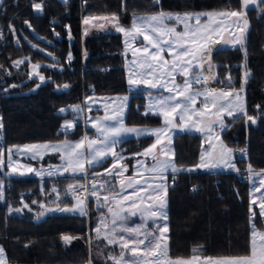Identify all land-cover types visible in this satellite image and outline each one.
Listing matches in <instances>:
<instances>
[{
	"label": "trees",
	"instance_id": "1",
	"mask_svg": "<svg viewBox=\"0 0 264 264\" xmlns=\"http://www.w3.org/2000/svg\"><path fill=\"white\" fill-rule=\"evenodd\" d=\"M42 4L35 13L34 4ZM241 0H4L0 23L7 43L0 53V64L8 69L0 80V115L4 149L35 142H60L83 135L76 122L73 132L60 129L71 113L63 107L82 102L88 95L129 96L124 122L129 126L161 124L156 115L143 113L145 95L131 92L125 81L121 36L93 31L81 37V17L118 16L128 26L132 14L154 12H193L239 10ZM264 0L248 8L245 47L219 48L212 54L216 66V85H242L244 71L251 75L244 83L247 114L256 122L245 123L240 115L228 120L222 132L225 145L232 150L247 148V158L233 160L236 173H181L168 188V252L171 259H189L198 248L205 258H232L250 253V201L247 181L252 171H264ZM43 50V51H42ZM71 55V60L68 59ZM27 58L20 69L12 63ZM45 82L30 76L33 65ZM67 85L68 87H63ZM257 105L260 108H257ZM88 129H86L87 131ZM151 138H129L119 143L118 152L130 166ZM201 138L198 134L178 133L173 138L177 167L198 164ZM109 164L90 168L99 173ZM5 178V177H4ZM52 182L10 178L0 202V246L7 264H112L109 255L118 250L94 239L91 233L94 214L89 216H48L35 222L40 204ZM51 193V192H50ZM35 201V203H33ZM65 202V200L63 201ZM62 202V204H63ZM28 205L29 211L23 209ZM22 214H8V208ZM92 211V206H89ZM256 213L257 211L254 210ZM256 227L264 229L257 214ZM63 236L72 239L65 243ZM99 257L92 256V251Z\"/></svg>",
	"mask_w": 264,
	"mask_h": 264
},
{
	"label": "snow or ice",
	"instance_id": "2",
	"mask_svg": "<svg viewBox=\"0 0 264 264\" xmlns=\"http://www.w3.org/2000/svg\"><path fill=\"white\" fill-rule=\"evenodd\" d=\"M260 0H241L240 10L229 11H208V12H187L183 14H173L160 11L150 15L138 16L133 14L131 28H124L119 25L118 16L113 14L112 21L116 23V30L123 32L126 37H131L136 40L142 37L141 47L134 49V59L131 62L136 64L139 62V68L142 71H131L128 83L130 86L140 87L144 86L149 89H163L167 93L152 97V93L148 95L151 102L148 105V110L145 115L151 112L160 115L164 118V127L157 129L128 127L123 122V107L115 111L114 115H106L103 120L97 119L93 122V127L96 128L98 136L96 138L83 137L76 143L65 141L58 145L40 144V145H24L13 146L17 153H32V158L37 156L42 158L43 153L49 150L60 152L63 150L62 159L65 160L63 171L68 172H85L86 165L99 164L109 155H111L116 162L113 163L112 168L118 167L119 160L123 157L119 156L113 151L118 142V138L124 135L134 134L137 137L142 135H153L156 137V142L149 148L145 149L144 153L137 155L150 156L153 163L150 167H146L143 163L138 162L140 168L144 171L153 174L151 183L144 180L143 184L146 186H139L140 181H135L129 177L120 181V188L112 195H99L100 191L105 190L107 181L93 182L91 185V195L97 200V207H104L115 204V207L108 206L107 210L111 213V227L104 222L103 217L101 223L95 229L97 238H102L107 241L108 245H118L121 248V254L116 256L109 255L108 260L112 264H264V232H259L256 228L255 218L257 213L250 208L251 217V235L252 240L250 244V255L215 259L205 258L201 259L202 253L200 249H193V257L190 260H173L168 255V225L165 223L160 225L158 221L167 220V213L165 211L167 204V195L169 185L167 184V173L171 171L174 175L180 171H190L191 169H182L177 167L175 160L172 158L174 152L171 148V133L172 129L179 128L180 131L207 132L211 135L215 127L218 126L220 131H224L227 125L224 123V114L227 116L238 117L243 114L248 121L256 122V118L247 114L246 103L242 95L244 88L231 92L221 91L219 96L216 95V90L210 88H203V90H194V85H205L209 77L203 74V64L206 60L209 61L207 71L211 72L212 65L210 57L212 55L211 46L220 43L223 39L222 32L227 28H234L235 31L230 34L231 38L223 40L224 44L232 46L239 45L244 49L245 58L247 57V49L245 47L246 34L248 31V20L244 9L250 5H256ZM158 0H154V4ZM34 8L37 11L42 10V4L35 3ZM264 10V9H262ZM206 17V20L204 19ZM229 18H235L231 21V25H226L225 21ZM93 19H105L108 17H93ZM89 19L86 18L84 23L87 24ZM182 25V30H178ZM102 27V25H101ZM128 44V40L125 41ZM167 52L169 61L163 55ZM136 53L140 55L136 57ZM71 60V55L68 57ZM24 61H15L14 66L23 63ZM39 65H34L33 68H39ZM250 72L245 71L244 83H247ZM176 76L183 78L182 84L176 83ZM215 80V76L211 77ZM39 79L43 82L45 78L40 76ZM229 79V87H231V77ZM171 85V86H169ZM39 87V85H37ZM63 87H68L64 85ZM203 96V108L197 110L194 105L197 97ZM231 97V99H227ZM227 99L226 103H218V100ZM123 101L127 97L122 98ZM209 103L212 105L213 112L209 108ZM257 108H260L257 105ZM80 106H75L73 111H80ZM64 112L65 109H60ZM193 116L197 117L193 121ZM214 116L215 119L205 123V117ZM177 118L179 123H177ZM106 120H115L114 125L105 124ZM188 121L189 123H186ZM73 127V123L66 121L63 128L67 130ZM3 124L0 123V129ZM218 139V137H217ZM166 141V143L164 142ZM159 146V154L156 150ZM13 149H8L11 154ZM208 155H211L208 153ZM3 152L0 151V157ZM205 154L201 155V163L197 167H218L223 163L227 167L234 168L230 164L231 150L221 143L219 157L216 160L205 161ZM11 159V155H9ZM3 165V159L0 158V166ZM9 167L16 172V167L10 162ZM122 171H126L123 166H120ZM28 172H33L32 168L27 169ZM59 171V169H56ZM109 175L119 176L120 173H113L106 170ZM249 171L252 172L251 165ZM23 175L24 173H19ZM40 175V172H36ZM53 171L49 170L48 175H52ZM256 175V173H253ZM100 175V174H96ZM259 175L264 176V172ZM261 186H264V179L260 181ZM85 192L89 189L81 185ZM127 188L133 189L131 193L125 195ZM69 190L76 193V204L73 207L63 208H49L48 211H62V212H79L80 215H87V196L80 198L79 190L69 185ZM257 191L259 189H256ZM55 191V189H54ZM111 192L112 189L109 188ZM144 193V195H141ZM0 199H3V188L0 184ZM35 203V201H33ZM256 203L255 200L252 201ZM24 208L28 205L24 204ZM43 207V205H41ZM20 212L21 209H14ZM139 214L143 223L139 226L133 227L127 225L125 222L129 217H135ZM40 215H43L41 213ZM259 216L264 218V194H262L259 203ZM148 221H152L155 225V231L148 230ZM101 227L104 228V233H101ZM259 238V239H257ZM65 243H69L72 239L69 236H63ZM130 254V255H126ZM0 264H6L4 249L0 247ZM88 264H92L89 260Z\"/></svg>",
	"mask_w": 264,
	"mask_h": 264
},
{
	"label": "rangeland",
	"instance_id": "3",
	"mask_svg": "<svg viewBox=\"0 0 264 264\" xmlns=\"http://www.w3.org/2000/svg\"><path fill=\"white\" fill-rule=\"evenodd\" d=\"M260 1H262V0H260ZM258 4L259 3H257L256 5H250L248 8L255 7ZM248 8L244 9V11H246ZM240 9H241V5H240ZM34 10H35V13L39 12L35 8H34ZM208 11L220 12V11H229V10H204V11H193V12H208ZM154 13H157V12H154ZM167 13L183 14V13H187V12H180V13H178V12H167ZM150 14H153V13H141V14H135V15L143 16V15H150ZM112 16L113 15H95V16L81 17V37L84 38L87 35H90L93 31L100 32V33H117L121 36L122 54H123V58H124L125 81H126L127 88L129 91H147L146 93H144V95H145L144 105H145V110L147 111L148 105L151 102V98L148 95L149 92L152 93V97H158L161 94L167 96L169 93H167L163 89H159V90L158 89H149V88H146L144 86L135 87V86L129 85L128 78H129L130 72L131 71H142V69L139 68V62L138 61L136 64H132L131 62L134 59V55H133L134 49L142 46L141 41L143 38L138 37L136 40H132L131 37H126L123 32L117 31L116 30V23L114 21H112ZM93 17H108V19L107 20H105V19H93ZM86 18L89 19V22L87 24L84 23ZM132 19H133V14L130 17V23L128 26L122 25L120 23V21H119V25L123 26L126 29L131 28ZM204 19L206 20V17ZM233 19H235V18H229L228 20L225 21V24L231 25V21ZM101 25H102V27H101ZM178 30H182V25L179 26ZM234 31H235L234 28L229 27V28H227V30L222 32L223 39L221 40V42L213 44L211 46L212 54L216 49H219V48L240 47L239 45L232 46L230 44H224L223 43V40H228L231 38L230 34ZM126 40H128V44L125 43ZM139 55H140L139 53H136V57H138ZM163 55L169 61L171 60V58L168 57L167 52H165ZM26 59L27 58H20V59H17L15 61H21V60L25 61ZM14 62L12 63L13 67L15 69H20L22 63L18 64V66H14ZM210 63L212 65L211 72L207 71V69L209 67V61L206 60L203 64V70H204L203 74L205 76L209 77L207 83H209L211 85L212 84L216 85V79H217L216 66L212 60V55L210 57ZM37 65L40 66L41 64H37ZM33 66H32V70L29 72V75L38 78V80H39L38 85H41L45 82V80L42 82L39 79V77L43 76V75L39 72L38 68L34 69ZM7 73H8V69L6 67H4V65L0 64V80L5 78ZM244 73H245V71H244ZM244 73H243V78H242V85L239 88H235V87L231 86V88L225 92L236 91V90L241 89L242 86L244 87ZM212 76H215V80H213L211 78ZM227 82H229V80ZM176 83L182 84L183 78L181 76H176ZM169 86H171V85H169ZM205 87H207V85H194V90H203V88H205ZM216 95L219 96V93L216 92ZM242 95L244 96L245 103H246V96H245L244 91H243ZM124 97H127L126 101L122 100V98H124ZM203 99H204L203 96L197 97L196 103L194 105V107L197 110L203 108V104H202ZM227 99H231V97H229ZM227 99L218 100V103H226ZM128 103H129V96L126 94H120V95H88V96H85V97H83L82 102L61 108V109H65V111L62 113H66L67 111H69L71 114L62 121L60 129L64 132H73L74 128H75V124H76V122H78V123H81L83 125V135L82 136H80L79 138H75V139H65V140H62L60 142H53V143H51V142H35V143H27V145H40V144L58 145V144H61L65 141H68L71 143H76V142L80 141L85 136H87L89 138H93L94 136L97 137L98 133H97L96 128L93 127V122L96 121L97 119L103 120V118L106 115H114L115 111L117 109H119L120 107H123V109H124V111H123V122H124L125 113H126V110L128 107ZM75 106H80L81 110L78 112L73 111ZM209 108L212 109L211 103H209ZM212 111L214 112L215 109H212ZM151 113L155 114L154 111ZM155 115L160 117L161 124L152 125V126H129V125H126L125 122H124V124L128 127L147 128V129H157V128L164 127V123H165L164 118L160 115H157V114H155ZM240 115H243V114H240ZM233 118H234L233 116H227V114L225 113L224 114V123L227 125L228 120H232ZM245 118H246L245 123L248 124L249 121L247 120L246 116H245ZM192 119H193V121H195L197 119V117L193 116ZM214 119H215L214 116L205 117V123H208ZM66 121L72 122L73 127L65 130L63 128V126L65 125ZM0 123H1V119H0ZM104 123L108 124V125H114L116 122H115V120H106V121H104ZM177 123H179L178 118H177ZM186 123H189V122L186 121ZM214 127H215V130L211 135H209L207 132H197L195 130L180 131L179 128L172 129L171 133H169V135H171V148H172V150H173V138H174L175 134L193 133V134H198L201 138V151H200L197 166L200 165V163H201L202 153L205 154V156H204L205 161H211V160L218 159L219 153H220V145H221V143L223 145H225V143L222 139V132L223 131L221 132L218 126H214ZM87 128L93 129V132L95 134L89 135L90 133H88L86 131ZM2 134H3V128L0 129V151L3 152V156L0 157L3 159V165L0 166V174L2 177H5V178H3L4 180H7V179L10 180V178L13 177L15 179L21 178L20 180H23V178H27L24 180L39 179V180H41V182H43V181L52 182L51 190L48 192V194L45 195L44 201L40 204L39 212L35 214V218H34L35 222H41L46 217L55 216V215H65V216H75V215L76 216H89L90 214L93 215L95 213L94 210H96V207H97V200L95 197H93L90 194L92 183L93 182L107 181L108 185L106 184L105 190L100 191L99 195H101V196L106 195V194L112 195L115 193L110 192L109 188H111L113 190V187L111 184L113 179L112 180H111V178L108 180L106 178L102 179L104 177L102 175H109L106 170H110L113 173L119 172L121 175L124 171L121 170L120 166H123V168L126 169V172L129 173L127 170L128 165H126L123 162L124 157L117 150L119 143L123 142L129 138H139V137L149 138L150 137L151 138L150 142L140 152V153H144L145 149L149 148L153 143L156 142V137L153 135H142L139 137H137L134 134L124 135V136L118 138V142L113 149L114 152H116L119 156L123 157L122 160H119L117 168H115V169L112 168L113 163L116 161L114 160V158L111 155H109L107 158H105L99 164L86 165V171L85 172L73 173L71 171H68V172L63 171V167L65 165V160L62 159L63 150H61L60 152H54L51 150H49L47 153L41 152L42 158H40V156H37V158H35V159L32 158V153H17L15 151L14 147H11V149H13V151L11 154H9L8 149H10V148L4 149V147L2 146ZM217 137H218V139H217ZM164 142L166 143V141H164ZM22 146H24V145H21V147ZM158 150H159V146L154 151L157 154H159ZM230 150H231V155H232V153H234V150H232V149H230ZM208 153H210L211 155H208ZM9 155H11V159H9ZM137 156H138V158L135 159V162L133 165L134 174H135L133 176L135 177L137 175H140V177L135 178L134 182L138 180V181H140L139 186H146L143 184V181L148 180L149 183H151L153 174L151 172L144 171L142 168H140L138 162L143 163L146 167H150L152 165L153 161H152L150 156H144V155H137ZM172 158L174 159V156H172ZM106 161H109V164L103 169V171H101L99 173H91L90 172V168L95 167V166H99ZM10 162L16 167V172H13V169L9 167ZM229 163L234 165V162L232 159H230ZM197 166L194 168H186V169H191V170L199 169L203 172H212V171L227 172L230 170L233 171V169H235V167L234 168L227 167L223 163H221L218 167H215V168L197 167ZM29 167L32 168L34 171L28 172L27 169ZM56 169H59V171H56ZM49 170L53 171L52 175H48ZM36 172H40L41 174L37 175ZM19 173H24V174L21 175ZM253 173H256V175H254ZM260 173H262V172L261 171L260 172L252 171L248 175L246 174L247 175L246 181H247L248 190H249L250 208L253 211L256 210L258 215H259V203H260L262 194H264V186H261V184H260V181H261V179H264V176L259 175ZM96 174H100V175H96ZM169 174H173V173H171V171H169L167 173V177H169L168 176ZM40 177H42V178H40ZM121 180H125V179L119 178L117 180L118 186H119V187L117 186L118 189L120 188V181ZM0 184H2L3 199H4L5 182L3 180H0ZM167 184L170 186L169 178L167 179ZM69 185L75 186L79 190V192L83 194V197H81V199H83L85 196H87V198L93 202L92 205L94 207H92V211H90L88 209L89 213L87 212V215H80L79 212H62V211H58V210L57 211H48L49 208H63V207H69L70 208L76 204V196L72 195V191L69 190ZM81 185L86 186L89 189V191L85 192L82 188H80ZM54 189H55V191H54ZM256 189H259V190L257 191ZM132 191H133V189L131 191L126 190L124 194L127 195L128 193H131ZM141 195H144V193H141ZM3 199H0V202L3 201ZM64 200H65V202H63ZM253 200L256 201L255 204L252 203ZM62 202H63V204H62ZM88 204L89 203L87 201V208H89L88 206H90L91 203L89 205ZM41 205H43V207H41ZM108 206L115 207V204L113 203V204L108 205ZM108 206L102 207L104 215H96L95 214V216L93 218L94 224L91 228V233L93 235L97 236L95 229L98 227V225H100L102 217L104 219V222L107 223L109 225V227H111L112 217H111V213H109L107 210ZM22 208L29 211L28 207L24 208L22 206ZM167 209H168V201H167ZM7 212L9 215L18 216V215L22 214V209L20 212H16V211H14V209L9 207ZM41 213H43V215H40ZM137 217H139V222H137V224L133 222V219H134L133 217H131V219L133 218L132 220L128 219L125 223L127 225L133 226V227L139 226L141 223H143V220L139 216V214L137 215ZM167 219H168V217H167ZM261 220H262V224L264 227V218H261ZM158 223L160 225H163L165 223L167 224V220L166 221L160 220V221H158ZM148 230L149 231H155V225L152 223V221H148ZM257 230L259 232H264V229L261 230V229L257 228ZM104 231H105L104 228L101 227V233L102 234L104 233ZM257 239H259V238H257ZM251 240H252V235H251V226H250V244H251ZM105 242L107 243L106 240H105ZM106 246H108V245H106ZM111 246L117 247L118 253L121 254V248L118 245H111ZM126 255H130V254L126 253ZM6 264H7V262H6Z\"/></svg>",
	"mask_w": 264,
	"mask_h": 264
},
{
	"label": "crops",
	"instance_id": "4",
	"mask_svg": "<svg viewBox=\"0 0 264 264\" xmlns=\"http://www.w3.org/2000/svg\"><path fill=\"white\" fill-rule=\"evenodd\" d=\"M244 88V87H243ZM225 91H227V90H225ZM224 91V92H225ZM131 92H142V93H146L147 91H131ZM216 92H218V93H220L221 91H219V90H216ZM244 93H245V88H244ZM143 113L145 114L146 113V110H145V105H144V109H143ZM149 114H151V115H155L154 113H149ZM88 130H87V132L88 133H90L89 135H92V134H95L94 132H93V129H89V128H87ZM176 135V134H175ZM91 137V136H90ZM136 158H138V156H136ZM135 162V161H134ZM134 162L132 163V165H130V166H128V172L129 173H127L126 171H124L121 175H119V176H113V175H102V176H104L102 179H110L111 178V180L113 179V181H112V187H113V190L111 191V192H113V193H115V191L116 190H118V182H117V180L119 179V178H121V179H125V183H126V181H127V178H129V177H131V178H133V179H135V178H138V177H140V175H137V176H133V175H135L134 174V169H133V165H134ZM248 171V172H247ZM246 171V174L248 175L249 173H251L249 170H247ZM126 172V173H125ZM227 172H234V173H236L237 171H236V169H233V171H227ZM257 172H260V171H257ZM261 172H264V171H261ZM136 173V172H135ZM181 173H187V174H194V173H211V174H220V173H226V172H222V171H212V172H203V171H201V170H199V169H196V170H190V171H181V172H178V173H176L175 175L174 174H169L168 176V178H170V177H174V176H176V175H178V174H181ZM247 175H246V180H247ZM96 177V176H95ZM13 178V177H12ZM40 178H42V177H40ZM13 179H15V178H13ZM18 179H21V178H18ZM23 179H27V178H23ZM35 180H39V179H35ZM40 182H41V180H39ZM108 185V184H107ZM118 186V187H117ZM126 190H128V191H131L132 189L131 188H127ZM87 201H88V203L90 204L91 203V205H92V201L91 200H89V199H87ZM88 204V205H89ZM89 207V206H88ZM92 207H94L93 205H92ZM89 209V208H88ZM95 211V213H94V216H95V214L96 215H104V212H103V208L102 207H100V208H98V207H96V210H94ZM165 211L167 212V217H168V209H167V204H166V209H165ZM88 213H89V210H88ZM134 218V219H133ZM132 219H133V222L134 223H136L137 224V222H139V217H137V216H135V217H133ZM129 219H131V217H129ZM131 219V220H132ZM167 224H168V219H167ZM167 236H168V233L166 234ZM94 236V239L95 240H97V241H103L106 245H108L106 242H105V240H103V239H101V238H97V236L96 235H93ZM167 243H168V241H167ZM108 246H111V245H108ZM114 247V246H113ZM117 248V247H116ZM91 255L92 256H95V257H99V253L98 252H96L95 250L94 251H92V253H91ZM168 255H169V252H168ZM250 255V254H249ZM120 256V254L118 253L117 254V258ZM190 259H192V258H189V259H179V260H185V261H187V260H190ZM213 260H215V259H223V258H212ZM173 260H178V259H173Z\"/></svg>",
	"mask_w": 264,
	"mask_h": 264
},
{
	"label": "built area",
	"instance_id": "5",
	"mask_svg": "<svg viewBox=\"0 0 264 264\" xmlns=\"http://www.w3.org/2000/svg\"><path fill=\"white\" fill-rule=\"evenodd\" d=\"M7 43V40L5 38V34L3 32V26L0 24V53L4 47V45ZM207 85V88H210V89H214V90H219V91H225V90H228L230 89L231 87H229V82H226V83H223V84H220V85H215V84H205ZM0 119H1V123H2V117L0 115ZM93 138H96V136H94ZM243 158H247V148L246 147H243V148H240V149H237L234 151V153H232L231 155V159L232 160H235V159H243ZM4 177L1 176L0 174V180H3L5 183L9 182V180H4L3 179ZM174 181V177H170L169 178V184H172ZM242 181H246V176H243L242 177ZM72 195L73 196H76V193L72 192ZM79 195H80V198L83 197V194L79 192Z\"/></svg>",
	"mask_w": 264,
	"mask_h": 264
},
{
	"label": "water",
	"instance_id": "6",
	"mask_svg": "<svg viewBox=\"0 0 264 264\" xmlns=\"http://www.w3.org/2000/svg\"><path fill=\"white\" fill-rule=\"evenodd\" d=\"M3 2H4V0H0V9L2 7Z\"/></svg>",
	"mask_w": 264,
	"mask_h": 264
}]
</instances>
